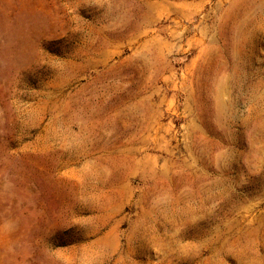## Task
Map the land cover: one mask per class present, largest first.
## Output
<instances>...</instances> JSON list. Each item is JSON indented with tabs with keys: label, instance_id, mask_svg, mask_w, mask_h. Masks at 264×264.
Listing matches in <instances>:
<instances>
[{
	"label": "rangeland",
	"instance_id": "obj_1",
	"mask_svg": "<svg viewBox=\"0 0 264 264\" xmlns=\"http://www.w3.org/2000/svg\"><path fill=\"white\" fill-rule=\"evenodd\" d=\"M0 264H264V0H0Z\"/></svg>",
	"mask_w": 264,
	"mask_h": 264
}]
</instances>
